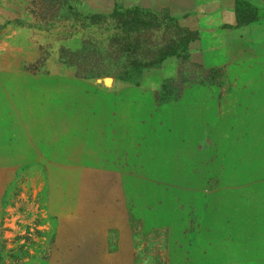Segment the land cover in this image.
<instances>
[{
    "label": "rangeland",
    "instance_id": "obj_1",
    "mask_svg": "<svg viewBox=\"0 0 264 264\" xmlns=\"http://www.w3.org/2000/svg\"><path fill=\"white\" fill-rule=\"evenodd\" d=\"M0 264H264V0H0Z\"/></svg>",
    "mask_w": 264,
    "mask_h": 264
},
{
    "label": "water",
    "instance_id": "obj_2",
    "mask_svg": "<svg viewBox=\"0 0 264 264\" xmlns=\"http://www.w3.org/2000/svg\"><path fill=\"white\" fill-rule=\"evenodd\" d=\"M108 81H110V80H106L105 82L108 83Z\"/></svg>",
    "mask_w": 264,
    "mask_h": 264
},
{
    "label": "bare ground",
    "instance_id": "obj_3",
    "mask_svg": "<svg viewBox=\"0 0 264 264\" xmlns=\"http://www.w3.org/2000/svg\"><path fill=\"white\" fill-rule=\"evenodd\" d=\"M108 83H110V81H108Z\"/></svg>",
    "mask_w": 264,
    "mask_h": 264
}]
</instances>
